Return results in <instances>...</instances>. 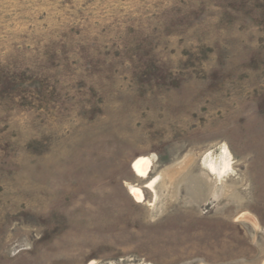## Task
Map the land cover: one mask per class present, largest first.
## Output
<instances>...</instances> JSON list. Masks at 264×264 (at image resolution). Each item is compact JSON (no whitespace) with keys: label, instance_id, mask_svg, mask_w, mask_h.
<instances>
[{"label":"rangeland","instance_id":"rangeland-1","mask_svg":"<svg viewBox=\"0 0 264 264\" xmlns=\"http://www.w3.org/2000/svg\"><path fill=\"white\" fill-rule=\"evenodd\" d=\"M0 264H264V0H0Z\"/></svg>","mask_w":264,"mask_h":264},{"label":"bare ground","instance_id":"bare-ground-1","mask_svg":"<svg viewBox=\"0 0 264 264\" xmlns=\"http://www.w3.org/2000/svg\"><path fill=\"white\" fill-rule=\"evenodd\" d=\"M223 163L225 165H224V168L223 167L222 168L224 170H226L229 167L228 162H226V160H225ZM208 167L213 174H217V175L223 174L218 169V166L215 163L211 162ZM132 168L139 177H141L143 179L148 178V175L150 173V166H149V162L146 159H144V158L137 159L133 163ZM147 187L151 188V187H153V184L151 183L149 186L147 185ZM129 191H130V195L135 199L136 202H142L144 200V193L140 188L130 186Z\"/></svg>","mask_w":264,"mask_h":264}]
</instances>
